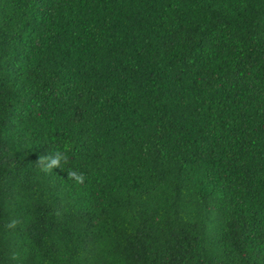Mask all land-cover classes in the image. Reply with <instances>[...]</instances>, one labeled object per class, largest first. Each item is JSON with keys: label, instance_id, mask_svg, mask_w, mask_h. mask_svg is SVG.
Returning <instances> with one entry per match:
<instances>
[{"label": "trees", "instance_id": "1", "mask_svg": "<svg viewBox=\"0 0 264 264\" xmlns=\"http://www.w3.org/2000/svg\"><path fill=\"white\" fill-rule=\"evenodd\" d=\"M0 264H264V0H0Z\"/></svg>", "mask_w": 264, "mask_h": 264}]
</instances>
